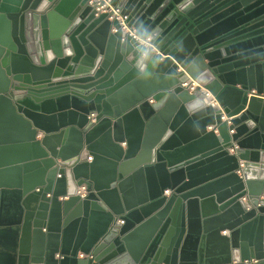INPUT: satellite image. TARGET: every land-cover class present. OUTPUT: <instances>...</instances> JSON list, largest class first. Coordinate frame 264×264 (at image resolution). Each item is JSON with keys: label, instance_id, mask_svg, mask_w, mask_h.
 <instances>
[{"label": "water", "instance_id": "water-1", "mask_svg": "<svg viewBox=\"0 0 264 264\" xmlns=\"http://www.w3.org/2000/svg\"><path fill=\"white\" fill-rule=\"evenodd\" d=\"M112 3L0 0V264H264V0Z\"/></svg>", "mask_w": 264, "mask_h": 264}, {"label": "built area", "instance_id": "built-area-1", "mask_svg": "<svg viewBox=\"0 0 264 264\" xmlns=\"http://www.w3.org/2000/svg\"><path fill=\"white\" fill-rule=\"evenodd\" d=\"M89 3L95 8L96 11L107 12L109 14L110 19L111 18L118 19L120 24L122 25V28L127 29L126 24H125V18L122 15H120V9L112 3V0H89ZM130 35H132V37L137 38V36L134 34V30H130ZM146 40H149V37H147ZM181 85L185 87L188 90V92H193L195 90H199L203 92L204 93L203 100L207 104H210L216 108H220V104L217 98L214 95H212L208 90H206L204 87L200 86L199 83L195 79L188 77L186 80H183L181 82ZM259 96L262 97L264 100V93L259 94ZM95 115L96 113L94 111L89 112L88 119H90L91 121H95ZM222 119H228V118L225 115H223ZM229 131L232 132L233 130H229ZM87 192L88 190H87L85 183H82L78 186L77 193L81 197H84V195ZM164 192L168 193V189H165ZM117 222L122 223L123 219L119 218L117 219ZM77 256L78 257H85V256L91 257V255L84 254L82 252H78ZM250 261L254 263L257 261V259L253 258V259H250Z\"/></svg>", "mask_w": 264, "mask_h": 264}, {"label": "crops", "instance_id": "crops-1", "mask_svg": "<svg viewBox=\"0 0 264 264\" xmlns=\"http://www.w3.org/2000/svg\"><path fill=\"white\" fill-rule=\"evenodd\" d=\"M151 101V100H150ZM1 122H2V125H3V132H4V134L6 135V136H9V135H13V134H15V130H14V128H13V126L11 125V123L7 120V119H5V118H2L1 119ZM229 123V122H228ZM211 128V126H207V129H210ZM38 132H40V131H38ZM216 132V131H215ZM37 137H39V136H37ZM122 145H123V143H122ZM87 152L84 150V152H83V155H85ZM86 162H91L92 160H93V157H92V155L91 154H88L87 156H86ZM166 189H168V188H166ZM169 189H168V193H166V194H169ZM165 193V192H164ZM221 233H223V231H221Z\"/></svg>", "mask_w": 264, "mask_h": 264}]
</instances>
